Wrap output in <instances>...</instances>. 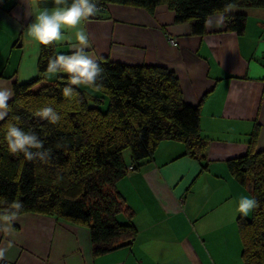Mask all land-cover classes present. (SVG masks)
Listing matches in <instances>:
<instances>
[{
	"label": "crops",
	"instance_id": "obj_1",
	"mask_svg": "<svg viewBox=\"0 0 264 264\" xmlns=\"http://www.w3.org/2000/svg\"><path fill=\"white\" fill-rule=\"evenodd\" d=\"M35 3L39 6L38 0ZM31 5L32 0H0V91L12 95L15 82L38 74L40 45L25 36L35 19ZM261 10L244 11L248 20L241 36L226 30L221 14L208 19L204 35L193 36L189 25L177 24L165 6L151 13L112 4L97 18L85 21L82 26L91 46L84 51L96 62L108 58L129 66L163 65L175 71L184 100L200 106L206 168L185 154L184 143L164 140L139 170L118 182L134 211L132 222L138 234L132 245L94 257L85 227L24 214L0 220V249H4L0 260L10 264H243L237 218L250 212L243 215L237 208L242 197L252 198V194L234 178L226 161L247 152L255 130V148L264 149ZM70 34L74 35L65 32ZM170 36L178 40L177 46L170 44ZM54 45L63 55L74 51L67 40ZM56 75L48 73L47 78ZM120 221L128 219L121 215Z\"/></svg>",
	"mask_w": 264,
	"mask_h": 264
},
{
	"label": "trees",
	"instance_id": "obj_2",
	"mask_svg": "<svg viewBox=\"0 0 264 264\" xmlns=\"http://www.w3.org/2000/svg\"><path fill=\"white\" fill-rule=\"evenodd\" d=\"M72 0H68L70 4ZM101 8L109 5L139 7L153 13L165 6L177 24H188L193 36L206 33L208 19L223 15L226 30L244 34L248 16L233 8H264V0H93ZM39 6L54 7L53 0H38ZM105 9L98 12L101 15ZM96 15V16H97ZM63 55L55 45H40L38 74L13 84L8 113L0 120V214H37L85 227L94 257L134 243L138 231L134 211L118 189V182L154 156L164 140L185 144L186 155L201 161L204 147L200 106L184 100L174 70L163 65L129 66L101 58L93 96L80 86H71L65 97L69 74L57 72L47 78L49 59ZM76 93V95H75ZM108 100L103 111L100 103ZM51 107L60 119L56 124L36 112ZM11 122L24 132L38 136L42 147L33 152L47 163L28 161L22 153H11L5 140ZM257 130L247 152L226 161L234 178L250 188L257 207L247 218H237L243 264H264V149L256 150ZM130 150L126 162L124 150ZM50 151V154H47ZM133 166V170H129ZM19 200L22 209L11 206ZM124 215L128 221L121 222Z\"/></svg>",
	"mask_w": 264,
	"mask_h": 264
},
{
	"label": "clouds",
	"instance_id": "obj_3",
	"mask_svg": "<svg viewBox=\"0 0 264 264\" xmlns=\"http://www.w3.org/2000/svg\"><path fill=\"white\" fill-rule=\"evenodd\" d=\"M54 7L51 9H40L35 0H32L35 19L27 26L25 36L31 39L36 45L51 46L65 40L71 43L74 49L70 55H56L49 59L47 73L54 74L63 71L69 74V84L63 89V95H72L71 86H85L95 91H101L102 87L95 86V80L99 72H104L94 59L85 53L89 48L90 41L86 29L82 26L90 17L98 14L100 9L93 0H53ZM233 5H227L225 11L231 10ZM65 32L74 33L65 35ZM74 41V42H73ZM12 93L0 91V120H3L8 113V100ZM76 95V93H75ZM36 115L43 120L56 124L60 119L51 107H43L36 112ZM5 140L11 153H22L26 160H39L47 163L39 155L38 150L42 147V141L37 142L38 136L34 133L24 132L16 124L9 122L6 126ZM47 154H50V151ZM11 206L15 209H22L19 200H14ZM257 201L252 198L242 197L239 201L237 211L247 215L249 211L257 207ZM18 213L5 214L0 220L14 219ZM0 259H4V249H0Z\"/></svg>",
	"mask_w": 264,
	"mask_h": 264
},
{
	"label": "rangeland",
	"instance_id": "obj_4",
	"mask_svg": "<svg viewBox=\"0 0 264 264\" xmlns=\"http://www.w3.org/2000/svg\"><path fill=\"white\" fill-rule=\"evenodd\" d=\"M247 9H254V8H234L233 10H236L237 12L238 11H241V12H244V11H247ZM263 9V8H262ZM257 10H260V11H263L261 9H257ZM82 89L86 90L87 92H89L90 94H92L93 96L95 95H99L95 90H93L92 88H88V87H85V86H80ZM107 106H108V100L104 101L103 103H100V108L105 111L107 109ZM124 154V158L126 160V162H129L130 161V150L129 148L124 150L123 152ZM250 213L245 216L247 218H249L251 215H252V210L249 211Z\"/></svg>",
	"mask_w": 264,
	"mask_h": 264
},
{
	"label": "built area",
	"instance_id": "obj_5",
	"mask_svg": "<svg viewBox=\"0 0 264 264\" xmlns=\"http://www.w3.org/2000/svg\"><path fill=\"white\" fill-rule=\"evenodd\" d=\"M97 7L99 9H105V8H101L100 5H97ZM168 41L170 42V44H172L173 46H177L178 45V40L173 38L172 36L168 37ZM129 170H133V166H129ZM0 264H10L8 263L7 261H4V260H0Z\"/></svg>",
	"mask_w": 264,
	"mask_h": 264
},
{
	"label": "water",
	"instance_id": "obj_6",
	"mask_svg": "<svg viewBox=\"0 0 264 264\" xmlns=\"http://www.w3.org/2000/svg\"><path fill=\"white\" fill-rule=\"evenodd\" d=\"M92 18H97V16H94V17H92Z\"/></svg>",
	"mask_w": 264,
	"mask_h": 264
}]
</instances>
